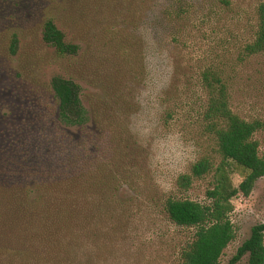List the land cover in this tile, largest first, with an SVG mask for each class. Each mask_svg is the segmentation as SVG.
I'll list each match as a JSON object with an SVG mask.
<instances>
[{
    "label": "rangeland",
    "instance_id": "1",
    "mask_svg": "<svg viewBox=\"0 0 264 264\" xmlns=\"http://www.w3.org/2000/svg\"><path fill=\"white\" fill-rule=\"evenodd\" d=\"M231 1L229 8L220 0H0V75L6 92L0 113L19 128L37 127L40 138L67 133L71 144L93 138L92 122L80 130L58 121L49 84L61 76L80 85L92 120L113 97L122 107L117 121L131 141L127 155L135 165L134 180L119 186L117 218L105 223L98 216L90 232L84 223L74 243L65 242L73 249L57 260L50 253L52 264H180L193 231L170 222L163 203L179 194V176L212 152L200 122L202 71L222 68L230 76L233 111L264 119V53L243 55L259 0ZM176 12L184 13L183 23L175 20ZM47 20L78 47L75 56L60 57L43 41ZM13 36L15 54L9 51ZM256 139L264 150V132ZM92 146L87 156L101 153ZM231 178L237 187L242 170L234 168ZM212 182V176L195 182L185 196L205 202ZM232 204L236 236L220 264H229L252 227L264 224V177L249 198L239 196ZM236 264H247V256Z\"/></svg>",
    "mask_w": 264,
    "mask_h": 264
},
{
    "label": "trees",
    "instance_id": "2",
    "mask_svg": "<svg viewBox=\"0 0 264 264\" xmlns=\"http://www.w3.org/2000/svg\"><path fill=\"white\" fill-rule=\"evenodd\" d=\"M220 1L232 6L231 0ZM253 15L252 39L243 47L245 58L264 53V0L256 3ZM174 17L183 23L185 15L176 12ZM42 39L60 57L78 52L52 20L44 23ZM17 46L13 36L11 54ZM200 79L205 92L200 122L212 152L200 156L179 176V194L163 203L170 222L193 231L192 239L181 249L180 264H220L224 250L236 236L229 217L233 199L249 198L264 177V150L256 139L264 132V119H246L233 111L230 76L222 68L211 66L202 71ZM3 84L0 75V102L6 101ZM49 88L58 121L80 130L92 122L93 138L84 143L78 139L76 144L68 142L67 133L54 134L52 140L40 138L37 127L29 131L19 128L0 113V264H52L60 254L73 249L65 242L74 243L84 223L88 229L98 216L105 223L117 218L119 186L134 180L135 165L127 155L131 141L117 121L121 105L111 97L103 104L105 111L95 113L92 120L83 106L78 83L54 76ZM92 145L101 153L90 151L95 155L87 156L85 152ZM234 168L242 170L237 187L231 178ZM211 176L205 202L185 196L195 182ZM51 252L54 260L49 258ZM245 256L247 264H264V224L252 227L229 264Z\"/></svg>",
    "mask_w": 264,
    "mask_h": 264
}]
</instances>
